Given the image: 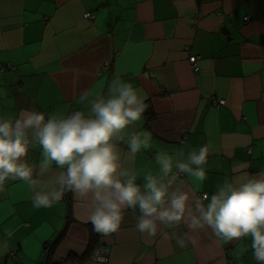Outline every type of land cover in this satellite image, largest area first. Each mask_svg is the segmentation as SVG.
I'll return each mask as SVG.
<instances>
[{"label": "crops", "instance_id": "1", "mask_svg": "<svg viewBox=\"0 0 264 264\" xmlns=\"http://www.w3.org/2000/svg\"><path fill=\"white\" fill-rule=\"evenodd\" d=\"M191 54L201 56L199 74ZM0 61L13 66L0 72V115L79 110L82 90L106 91L120 74L147 96L140 127L151 132L152 148L129 161L140 173L157 170V150L209 141L198 195L211 196L234 166L264 171V0H0ZM27 159L38 164L39 151ZM185 185L193 188L186 178ZM30 195L21 181L0 194V264H47L49 254L52 263L102 264L92 258L97 246L110 248L107 264H256L250 252L234 261L236 246L218 243L207 228L165 230L198 241L180 248L175 239L142 236L129 210L105 237L71 193L40 209Z\"/></svg>", "mask_w": 264, "mask_h": 264}, {"label": "clouds", "instance_id": "2", "mask_svg": "<svg viewBox=\"0 0 264 264\" xmlns=\"http://www.w3.org/2000/svg\"><path fill=\"white\" fill-rule=\"evenodd\" d=\"M146 100L142 90L116 74L106 91L82 90L79 110L46 114L25 108L14 117L0 115V194L21 181L31 190L33 208L40 209L71 193L92 230L105 237L120 230L129 210L142 236L175 239L180 248L198 241L186 238L187 232L165 230L182 224L188 232L207 228L218 243L236 246L234 261L250 252L256 264H264V171L250 174L248 165L234 166L233 178H225L211 196L198 195L207 179L209 141L187 151L157 150V170L140 173L129 161L152 148L151 132L140 127ZM30 150L39 151L38 164L28 161Z\"/></svg>", "mask_w": 264, "mask_h": 264}, {"label": "built area", "instance_id": "3", "mask_svg": "<svg viewBox=\"0 0 264 264\" xmlns=\"http://www.w3.org/2000/svg\"><path fill=\"white\" fill-rule=\"evenodd\" d=\"M94 16V12H86L84 14L85 18H93ZM249 18V17H248ZM186 50H189V46L186 47ZM201 59V56L199 55H195V54H191L189 55L188 58V62L190 65L191 70L195 73V74H199L200 73V64L199 61ZM109 68V62H105L102 66L100 71L101 72H105L107 71V69ZM13 69V66L10 62L7 63H3L0 61V72H7ZM218 104H225V100L221 99L219 100V102H216ZM248 152L251 153L252 152V147H250L248 149ZM48 252V250H47ZM92 258L93 260L100 262L102 264H107L109 262V258H110V248L106 247V246H97L95 248V250L93 251L92 254Z\"/></svg>", "mask_w": 264, "mask_h": 264}, {"label": "trees", "instance_id": "4", "mask_svg": "<svg viewBox=\"0 0 264 264\" xmlns=\"http://www.w3.org/2000/svg\"><path fill=\"white\" fill-rule=\"evenodd\" d=\"M60 238H61V237H60ZM60 238H59V239H60ZM59 239H58V240H59ZM57 243H58V241L54 243V246H55ZM54 246L52 245V247H51L50 249L48 248L49 253L51 252V249H52ZM49 253H48V254H49ZM47 264H59V263H52L51 260H50V254H49V257H48V263H47Z\"/></svg>", "mask_w": 264, "mask_h": 264}]
</instances>
